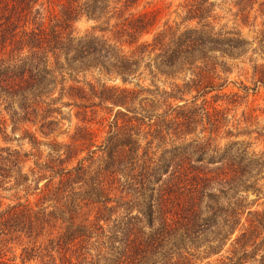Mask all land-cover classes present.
Masks as SVG:
<instances>
[{
    "label": "trees",
    "instance_id": "1",
    "mask_svg": "<svg viewBox=\"0 0 264 264\" xmlns=\"http://www.w3.org/2000/svg\"><path fill=\"white\" fill-rule=\"evenodd\" d=\"M142 1L0 0V264H264V0Z\"/></svg>",
    "mask_w": 264,
    "mask_h": 264
},
{
    "label": "rangeland",
    "instance_id": "2",
    "mask_svg": "<svg viewBox=\"0 0 264 264\" xmlns=\"http://www.w3.org/2000/svg\"><path fill=\"white\" fill-rule=\"evenodd\" d=\"M183 0H143L140 5L133 10H142L145 8H154L157 6H167L169 3L172 4V6L167 9L165 8L163 13L160 15V24H162L166 19L170 18V20H174L176 19V14L174 12H172L175 9V5L180 3ZM229 2L234 1V0H227ZM231 7L230 3H225L224 6L221 5V8H217L216 11L219 12L220 14H222L224 16L223 21H229V19L232 17L230 13L227 12L228 8ZM171 13V14H170ZM233 21L230 20L229 21V25H232ZM96 25V22L93 19H89L87 17H81L77 22L74 23V27H75V33L78 35H82L85 33H88L90 31L93 30V26ZM242 32L243 34L250 40H252L256 33L252 32L248 27H243L242 28ZM96 34H101V32L99 30H95ZM258 42L257 40H255L253 46H257ZM252 61H250L249 59H245L244 61H237L235 62L232 66V72L229 76L230 80L232 81H239L241 79L247 81L248 83L252 80L253 77V62L256 59L257 63H263L264 64V59L261 56V53H253L250 54ZM73 76H76L75 73H73ZM78 78L80 80H84V79H91L94 80L95 77H98L99 75L97 73H87V74H82L79 73ZM101 78L105 81H107V83L109 84H119L121 81L120 79H115V80H110L108 77H106L105 75H102ZM161 80L157 81L159 84L163 85L162 80H164L163 77L160 78ZM148 83V81H146V84ZM233 84H230V87ZM167 87H169L167 85ZM261 102L262 105H264V102L262 99L259 100ZM246 110V112H249V108L248 105H242L236 109H231L230 114L232 116H234L235 118H240L242 119V113L243 111ZM65 114L67 116L70 115L68 109H64ZM258 114H260L259 118L256 119V121L253 124L248 125V127H246V130H261V127L264 126V113L261 114L260 111H257ZM75 125H76V119H73L72 122H70L67 118L63 120V124H62V130L64 131V133L60 136L61 139H68L69 135L74 131L75 129ZM246 124L242 123L241 124V128L240 129H245ZM33 130V128H32ZM237 130H235L236 132ZM19 135H21V132L18 133ZM221 137L223 136V138H218V142L223 145L226 142H228L230 139L225 137V134L222 133L220 135ZM233 139H241V140H246V141H250L253 143V147L256 148L257 150H261L264 149V142H261L259 140L256 139V133H252L251 135H246V134H240L238 137H232ZM1 144H5V142L1 141ZM13 146H23L25 148L29 147V144L26 141H20V140H13L10 143H7ZM254 195H251L249 198H254ZM6 202H8V199H6ZM254 207L257 208H263L264 207V197H261L258 200V204L255 205ZM95 215V213H94ZM93 216V215H92ZM101 223L104 224V222L102 221ZM208 237V235H206ZM205 239V238H204ZM206 242L205 241H200L197 245H199V252L198 251H194L197 255H199L200 257L204 256V250L206 249ZM21 253V249L17 250V255H19ZM221 254L225 255L226 252L225 250H223L221 252ZM219 258L218 255H214L211 257H207V258H203L202 260H196L197 264H210L211 263H215L217 261V259ZM18 260L20 261V259L18 258ZM29 264H37L36 261L31 262Z\"/></svg>",
    "mask_w": 264,
    "mask_h": 264
}]
</instances>
